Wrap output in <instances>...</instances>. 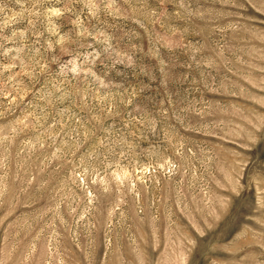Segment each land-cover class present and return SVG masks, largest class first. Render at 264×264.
Here are the masks:
<instances>
[{"label": "rangeland", "instance_id": "rangeland-1", "mask_svg": "<svg viewBox=\"0 0 264 264\" xmlns=\"http://www.w3.org/2000/svg\"><path fill=\"white\" fill-rule=\"evenodd\" d=\"M0 264H264V0H0Z\"/></svg>", "mask_w": 264, "mask_h": 264}]
</instances>
